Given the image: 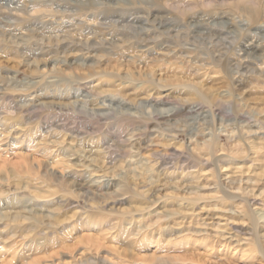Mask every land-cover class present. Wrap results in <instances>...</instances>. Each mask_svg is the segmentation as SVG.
I'll use <instances>...</instances> for the list:
<instances>
[{
	"label": "clouds",
	"instance_id": "clouds-1",
	"mask_svg": "<svg viewBox=\"0 0 264 264\" xmlns=\"http://www.w3.org/2000/svg\"><path fill=\"white\" fill-rule=\"evenodd\" d=\"M0 264H264V0H0Z\"/></svg>",
	"mask_w": 264,
	"mask_h": 264
}]
</instances>
